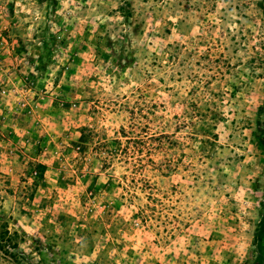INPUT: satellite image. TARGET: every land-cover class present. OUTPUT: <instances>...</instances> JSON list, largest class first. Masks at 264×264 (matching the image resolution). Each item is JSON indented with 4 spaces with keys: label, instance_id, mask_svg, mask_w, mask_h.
<instances>
[{
    "label": "rangeland",
    "instance_id": "374dc122",
    "mask_svg": "<svg viewBox=\"0 0 264 264\" xmlns=\"http://www.w3.org/2000/svg\"><path fill=\"white\" fill-rule=\"evenodd\" d=\"M264 0H0V264H264Z\"/></svg>",
    "mask_w": 264,
    "mask_h": 264
},
{
    "label": "trees",
    "instance_id": "16d2710c",
    "mask_svg": "<svg viewBox=\"0 0 264 264\" xmlns=\"http://www.w3.org/2000/svg\"><path fill=\"white\" fill-rule=\"evenodd\" d=\"M262 216L260 219V225L257 233V242L260 249H264V190H263V201H262Z\"/></svg>",
    "mask_w": 264,
    "mask_h": 264
}]
</instances>
